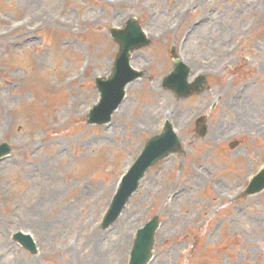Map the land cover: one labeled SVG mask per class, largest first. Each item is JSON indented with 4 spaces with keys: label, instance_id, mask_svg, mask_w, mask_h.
<instances>
[{
    "label": "rangeland",
    "instance_id": "374dc122",
    "mask_svg": "<svg viewBox=\"0 0 264 264\" xmlns=\"http://www.w3.org/2000/svg\"><path fill=\"white\" fill-rule=\"evenodd\" d=\"M188 1L0 0V144L12 148L0 159V264H127L156 214L148 264H264V191L239 195L264 165V0ZM130 16L151 39L132 57L143 75L108 124L89 125L94 79L117 50L109 30ZM172 45L189 79L207 75L205 92L162 88ZM164 120L182 151L150 167L103 228L119 178ZM20 230L37 253L12 239Z\"/></svg>",
    "mask_w": 264,
    "mask_h": 264
},
{
    "label": "water",
    "instance_id": "95a60500",
    "mask_svg": "<svg viewBox=\"0 0 264 264\" xmlns=\"http://www.w3.org/2000/svg\"><path fill=\"white\" fill-rule=\"evenodd\" d=\"M133 32H130V36ZM130 46V43L126 41L125 50ZM125 61L126 53L121 54L117 58L116 66L114 69V76L108 81H102L98 79V84L100 90L102 91V99L98 105H96L91 112V122H105L109 120L111 112L119 103L120 99L123 95V86L127 82V80L132 79L131 73L128 72ZM133 74H135L133 72ZM157 140H161V138L154 139L149 143L148 146L152 145V143H157ZM147 146V147H148ZM8 149L7 145L0 146V154ZM148 152V148L145 150L144 155L140 156L137 160L136 164L131 169L130 173L124 178L122 185L120 186L117 195L114 197L113 203L105 217L106 221L104 224H108L111 222L121 211L124 206L125 201L127 200L129 194L136 188L138 178L143 174L145 169L157 158H153L146 154ZM164 153V152H163ZM162 153V154H163ZM261 185H264V171L260 176ZM257 183V182H256ZM156 225V222L148 223L143 229L139 231V235L135 240L134 251L132 255V260L130 264H144L147 260L150 248L152 244V235L153 229ZM25 242L28 246L30 243L28 239H25ZM32 246V244H31ZM30 246L31 250L33 248Z\"/></svg>",
    "mask_w": 264,
    "mask_h": 264
},
{
    "label": "bare ground",
    "instance_id": "6f19581e",
    "mask_svg": "<svg viewBox=\"0 0 264 264\" xmlns=\"http://www.w3.org/2000/svg\"><path fill=\"white\" fill-rule=\"evenodd\" d=\"M130 86H135V84H134V82L133 83H130L129 85H128V87H130ZM245 97V96H244ZM242 99H244L243 97H242ZM243 104H246L245 103V101L243 100V102H242ZM244 111V115H246L247 116V118H246V116H245V118L244 119H246V124H249V125H252L251 123H249L247 120H249V119H251L252 118V116H253V114L251 113V111H250V109H244L243 110ZM171 115V117L173 116L172 115V113L170 114ZM253 127H254V125H252ZM98 244V243H97ZM98 256L100 255V252L97 254Z\"/></svg>",
    "mask_w": 264,
    "mask_h": 264
}]
</instances>
